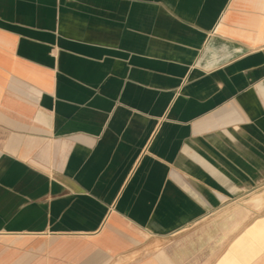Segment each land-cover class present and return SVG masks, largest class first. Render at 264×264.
<instances>
[{"label": "crops", "instance_id": "0c3cea01", "mask_svg": "<svg viewBox=\"0 0 264 264\" xmlns=\"http://www.w3.org/2000/svg\"><path fill=\"white\" fill-rule=\"evenodd\" d=\"M263 181L264 0H0V264H264Z\"/></svg>", "mask_w": 264, "mask_h": 264}, {"label": "rangeland", "instance_id": "374dc122", "mask_svg": "<svg viewBox=\"0 0 264 264\" xmlns=\"http://www.w3.org/2000/svg\"><path fill=\"white\" fill-rule=\"evenodd\" d=\"M259 196H264V181L260 184H257L253 188H250L248 191L243 192L240 196L234 199L231 205L218 209L215 213L217 216H233V223L230 224L233 226L234 235L238 236L242 232L254 233L259 232L264 235V197L261 205L255 207L252 205L251 200L259 198ZM223 225V230L225 231V223H217L218 231L221 230ZM229 225V224H228ZM253 234L250 241L252 246H264V238H258L259 235ZM236 240V239H235ZM241 239H238L240 241ZM168 242V240L166 241ZM159 241H155L154 245H159Z\"/></svg>", "mask_w": 264, "mask_h": 264}, {"label": "bare ground", "instance_id": "6f19581e", "mask_svg": "<svg viewBox=\"0 0 264 264\" xmlns=\"http://www.w3.org/2000/svg\"><path fill=\"white\" fill-rule=\"evenodd\" d=\"M263 197L259 196V198L251 200L252 205L255 206V207L261 205V203L263 201Z\"/></svg>", "mask_w": 264, "mask_h": 264}]
</instances>
